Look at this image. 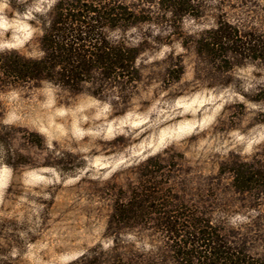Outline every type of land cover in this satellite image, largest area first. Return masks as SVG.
<instances>
[{
	"label": "rangeland",
	"instance_id": "1",
	"mask_svg": "<svg viewBox=\"0 0 264 264\" xmlns=\"http://www.w3.org/2000/svg\"><path fill=\"white\" fill-rule=\"evenodd\" d=\"M54 1L0 0V55L38 57V29L31 20L33 13H45ZM204 6L203 17L183 19L185 33L211 27L223 16L264 34V0H205ZM145 32L161 35L162 42L151 41L138 58L143 82L134 88L124 113H114L108 100L85 95L66 98L47 84L0 88V123L13 127L7 147L15 162L19 155L27 157L22 167L12 169L4 163L0 147V264H72L87 249L108 248L102 237V205L97 198L89 200L84 190L90 181H103L148 156L177 150L194 171L206 175L222 159L238 156L248 161L264 154V122H258L264 118V101L247 100L233 87L210 89L192 82L188 57L181 81L163 90L149 77L162 70L155 61L169 52L184 53L179 40L166 29L147 25L110 36H123L136 45ZM232 75L246 95L255 97L264 87L262 62L247 63ZM110 99L115 98L110 95ZM23 128L37 132L42 145L28 144ZM30 138L40 141L39 136ZM62 153L75 157L74 169L61 171L51 165ZM80 178L84 181L78 184ZM247 196L257 197L260 205L231 206L213 212V217L223 218L234 228L233 240L247 239L251 254L264 258V194Z\"/></svg>",
	"mask_w": 264,
	"mask_h": 264
},
{
	"label": "trees",
	"instance_id": "2",
	"mask_svg": "<svg viewBox=\"0 0 264 264\" xmlns=\"http://www.w3.org/2000/svg\"><path fill=\"white\" fill-rule=\"evenodd\" d=\"M204 2L55 0L45 13H33L31 20L38 29L40 55H0V88L47 84L66 98L85 95L108 100L114 113H124L134 88L143 82L144 69L138 58L151 47V41L160 43L162 37L145 32L131 45L123 36L112 38L110 33L147 25L168 30L184 51L169 52L155 61L162 64V70L152 72L149 78L163 90L181 81L188 57L192 82L210 89L233 87L247 100L264 101V87L255 97L246 95L233 83L232 75L247 63H264V34L241 28L223 16L211 27L185 33L183 19L203 17ZM12 130L0 123L2 159L15 169L22 167L27 157L13 159L6 143ZM22 131L28 144L42 145L37 132ZM32 136H39L40 141H31ZM262 157L264 154L248 161L238 156L225 158L214 165V172L204 175L194 171L183 152L166 149L115 171L103 181H90L84 191L89 200L97 198L102 205V237L109 246L87 249L72 264H264L263 257L251 254L247 239L233 240L234 228L223 218L213 217V212L231 206L255 209L260 205L257 197L247 195L264 194ZM72 159L70 153H62L51 165L67 171L76 167ZM83 181L80 178L78 184ZM227 193L236 197L227 198ZM136 243L149 248H138Z\"/></svg>",
	"mask_w": 264,
	"mask_h": 264
}]
</instances>
